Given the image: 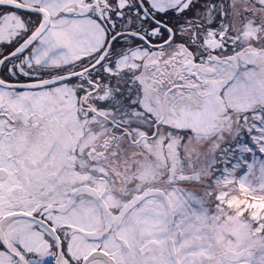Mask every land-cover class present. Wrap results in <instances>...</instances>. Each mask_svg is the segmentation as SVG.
I'll list each match as a JSON object with an SVG mask.
<instances>
[{
  "label": "snow or ice",
  "instance_id": "snow-or-ice-1",
  "mask_svg": "<svg viewBox=\"0 0 264 264\" xmlns=\"http://www.w3.org/2000/svg\"><path fill=\"white\" fill-rule=\"evenodd\" d=\"M0 264H264V0H0Z\"/></svg>",
  "mask_w": 264,
  "mask_h": 264
}]
</instances>
